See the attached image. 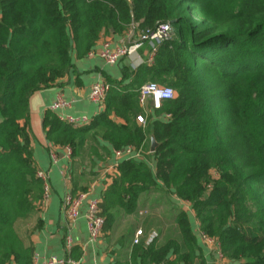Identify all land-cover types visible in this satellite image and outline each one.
Masks as SVG:
<instances>
[{
  "label": "trees",
  "instance_id": "trees-1",
  "mask_svg": "<svg viewBox=\"0 0 264 264\" xmlns=\"http://www.w3.org/2000/svg\"><path fill=\"white\" fill-rule=\"evenodd\" d=\"M160 22L174 33L153 59L108 76L104 108L85 124L47 110L46 139L72 151V195L88 189L89 181L78 185L87 175L79 167L92 165V155L104 159L100 149L110 153L100 141L143 150L122 159L102 191V232L119 211L134 213L142 194L161 192L190 203L200 231L232 264H264V0H0V264H32L19 221L43 206L30 96L76 73L75 61L101 37ZM149 81L175 95L143 125L140 88ZM174 210L177 235L171 227L164 241L135 244L113 264H206L189 211Z\"/></svg>",
  "mask_w": 264,
  "mask_h": 264
},
{
  "label": "crops",
  "instance_id": "crops-1",
  "mask_svg": "<svg viewBox=\"0 0 264 264\" xmlns=\"http://www.w3.org/2000/svg\"><path fill=\"white\" fill-rule=\"evenodd\" d=\"M128 32L122 35H105L101 37L94 46L97 50L101 43L111 40L114 45L128 42ZM149 57V45L145 44L132 57H123L116 64H108L97 54H88L75 61L76 73L59 79L55 84L35 91L29 98V125L32 135L33 154L38 170L47 173L50 186L49 199L43 204L42 210L33 214L29 219L19 221L26 223L28 235L26 244L32 243L34 253L42 257L56 255L59 257H70L79 259L81 264H113L117 260L130 258L133 247L132 241L137 229L145 231L144 242L152 232L158 234L159 242L169 236V228H174L175 235L178 234L173 211L176 207H182L189 211L193 228L198 235L202 248V255L206 264H221L224 259L219 253L212 249L203 239L199 224L191 209L190 203L183 202L173 195L167 197L161 192L144 193L139 199L138 207L132 214L124 211L117 213L116 222L111 230L102 232V235L94 242L88 240V232L84 213L86 202L89 198L101 197L102 191L111 183V166L116 163L117 158L114 148L107 142L100 141V145L108 148L110 153L100 149L99 153L104 154V159H98L92 155L93 164L89 161L79 167L78 172L85 169L87 175L80 179L78 185H84L89 181L87 196L80 208V216L73 222H69L62 211V199L67 190L71 189V158L64 156L63 149L53 147L46 139L42 127V118L47 110L54 112L57 116H87L91 119L101 109L88 99L92 84L96 81H106L107 77L119 78L122 75L123 67H136ZM69 102L66 107L51 109L57 97ZM145 116L159 117L151 106L143 107ZM56 151L57 162L53 163L50 153ZM121 161V160H120ZM89 163V165H87ZM155 169V161H150ZM91 173V174H90ZM41 219L40 227L37 226ZM29 222V223H28ZM70 234L74 245L67 250L64 245V237ZM199 261V260H198ZM199 264V263H198Z\"/></svg>",
  "mask_w": 264,
  "mask_h": 264
},
{
  "label": "built area",
  "instance_id": "built-area-1",
  "mask_svg": "<svg viewBox=\"0 0 264 264\" xmlns=\"http://www.w3.org/2000/svg\"><path fill=\"white\" fill-rule=\"evenodd\" d=\"M138 24L133 23L128 31V42L123 44L114 45L111 40H106L101 43L100 47L97 50H90L88 55L97 54L108 64H116L123 57H132L135 55L139 49H141L145 44H148L151 51L149 53V60L153 59L154 54L157 51L158 44L162 43L165 40H168L172 37L174 33V27L171 22H160L155 28H149L138 33L137 31ZM110 89V84L106 81H96L92 84L88 99L95 103L100 109L104 108V101L107 96V93ZM175 95V91L172 87L160 84L158 82L149 81L144 83L140 88V104L142 107L146 106L148 101L151 102V109L157 111L162 108L164 101L172 99ZM69 105V102L57 97L56 101L51 106V109H56L60 107H66ZM166 118H169L170 115H165ZM62 121H66L74 126L82 125L89 122L87 116H58ZM138 120L146 125L147 117L145 114H139L137 116ZM64 156L67 159L71 158L72 151L69 147L63 149ZM115 157L117 158L116 163L111 166V169L114 171L120 160L124 158H141L143 157V150L137 149L134 146H127L121 149L114 150ZM50 158L53 163L57 162V153L52 151L50 153ZM37 175L43 181L44 195L42 199V205L49 199L50 195V186L48 181V175L42 170H37ZM87 196V192H79L75 195H72L70 190H67L62 199V211L69 222H73L77 219L81 212L80 208ZM99 199L89 198L86 202V210L84 217L86 219L88 240L90 242L96 241L102 235V228H104L105 219L99 214L98 208ZM202 234L204 241L212 248L215 249L222 260L224 261L221 264H232L231 261L227 260L221 252L220 245L218 240L213 237H210L206 234ZM158 234L154 231L147 238L145 242L147 244L152 243ZM145 231L142 228L136 230L132 244H139L144 241ZM64 245L67 250H70L74 245V240L70 234H66L64 237ZM32 264H81L79 259H72L70 257H59L56 255H51L49 257H42L38 253L33 254Z\"/></svg>",
  "mask_w": 264,
  "mask_h": 264
},
{
  "label": "rangeland",
  "instance_id": "rangeland-1",
  "mask_svg": "<svg viewBox=\"0 0 264 264\" xmlns=\"http://www.w3.org/2000/svg\"><path fill=\"white\" fill-rule=\"evenodd\" d=\"M147 104H148V106H151V102L150 101H148ZM86 162H87V160H86ZM26 223H22V224L20 223L19 224V233H20V235L22 236V238L24 240L27 239L26 235H28L27 231H29L27 227L31 228V225H28L27 227H25Z\"/></svg>",
  "mask_w": 264,
  "mask_h": 264
},
{
  "label": "water",
  "instance_id": "water-1",
  "mask_svg": "<svg viewBox=\"0 0 264 264\" xmlns=\"http://www.w3.org/2000/svg\"><path fill=\"white\" fill-rule=\"evenodd\" d=\"M157 145H158V142L154 136V133H152V136H151V152L155 151V148ZM198 263H199V261L197 260L196 264H198Z\"/></svg>",
  "mask_w": 264,
  "mask_h": 264
}]
</instances>
